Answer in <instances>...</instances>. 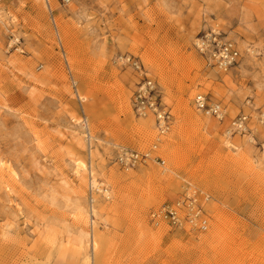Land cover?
Returning a JSON list of instances; mask_svg holds the SVG:
<instances>
[{
	"label": "rangeland",
	"instance_id": "1",
	"mask_svg": "<svg viewBox=\"0 0 264 264\" xmlns=\"http://www.w3.org/2000/svg\"><path fill=\"white\" fill-rule=\"evenodd\" d=\"M212 32L239 50L226 72L196 51ZM122 55L172 114L159 139ZM240 115L247 132L227 135ZM119 149L164 165L124 170ZM263 151L264 0H0V264H264ZM188 184L210 197L208 230L151 226Z\"/></svg>",
	"mask_w": 264,
	"mask_h": 264
},
{
	"label": "built area",
	"instance_id": "2",
	"mask_svg": "<svg viewBox=\"0 0 264 264\" xmlns=\"http://www.w3.org/2000/svg\"><path fill=\"white\" fill-rule=\"evenodd\" d=\"M78 0H60L63 6ZM196 51L210 68L226 72L237 65L240 53L237 45L222 38L218 33H209L202 36L195 44ZM119 66L129 67L139 76L141 82L136 86L132 95L131 107L133 113L140 118L151 117L158 139L165 136L172 125V114L162 103L160 91L144 73L139 61L127 55L117 58ZM194 110L203 116L223 122L226 109L218 102L212 101L203 95H196L193 99ZM248 116L240 115L232 119L226 127L227 135L245 134L247 132ZM264 156V151H263ZM164 162L152 157L149 152H139L130 149H119L115 163L124 170H134L149 161ZM100 193L109 199L106 189L99 186L90 188V196ZM210 201L209 195L188 184L171 201L159 205L149 213L148 220L153 227L164 226L170 230H182L189 233H205L209 228L210 216L206 205Z\"/></svg>",
	"mask_w": 264,
	"mask_h": 264
},
{
	"label": "bare ground",
	"instance_id": "3",
	"mask_svg": "<svg viewBox=\"0 0 264 264\" xmlns=\"http://www.w3.org/2000/svg\"><path fill=\"white\" fill-rule=\"evenodd\" d=\"M92 182V185H94V181H91Z\"/></svg>",
	"mask_w": 264,
	"mask_h": 264
}]
</instances>
